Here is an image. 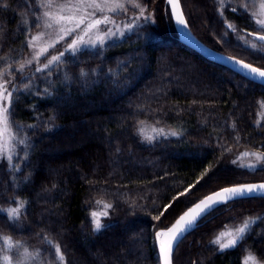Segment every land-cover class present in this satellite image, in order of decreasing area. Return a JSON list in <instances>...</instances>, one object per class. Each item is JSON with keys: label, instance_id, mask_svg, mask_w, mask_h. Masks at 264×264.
<instances>
[{"label": "trees", "instance_id": "obj_1", "mask_svg": "<svg viewBox=\"0 0 264 264\" xmlns=\"http://www.w3.org/2000/svg\"><path fill=\"white\" fill-rule=\"evenodd\" d=\"M39 2L0 0V73L29 53L28 41L41 26H33L43 11ZM181 3L201 41L264 69V42L247 35L264 32L239 0H224L222 9L217 0ZM147 4L155 24L102 50L69 55L51 74L32 68L16 76L10 120L27 146L15 144L18 170L0 163V209L26 203L15 224L0 211V264L4 255L21 264L23 248L34 256L23 264H59L48 241L59 245L64 264H161L157 231L210 193L264 181V168L242 167L255 158L243 153L264 154L258 103L264 85L183 44L166 0ZM141 127L146 135L155 136L153 128L178 135L149 143ZM105 203L112 205L102 219L106 228L94 232L90 213ZM245 218L255 223L244 240L215 250V236ZM4 237L23 247L9 250ZM249 251L264 264L262 198L221 205L179 245L174 264H242Z\"/></svg>", "mask_w": 264, "mask_h": 264}, {"label": "snow or ice", "instance_id": "obj_2", "mask_svg": "<svg viewBox=\"0 0 264 264\" xmlns=\"http://www.w3.org/2000/svg\"><path fill=\"white\" fill-rule=\"evenodd\" d=\"M249 2L250 0H246V2L241 5V8L246 9ZM217 3L220 9L225 6L224 0H217ZM166 4L171 6L168 9L170 18L175 20L177 26L187 30L189 27L187 21L183 18L182 12H178L179 0H166ZM39 7L41 9H52L55 7L56 11H42V14L36 17V24L33 26L42 25L46 29H54L57 34V42L65 41L66 37H71V39H67L65 43H61L58 52L53 53L45 59L42 67H37L35 69L36 72H45L47 70V74H51L53 70H59L62 64L67 63L68 61L65 59L66 56L70 55L71 57H77L80 54L92 52L93 50H102L107 41L124 38L127 33H132L135 28L141 26L137 23L140 19H143L146 23H154L152 16L144 14L147 11L146 6H141V4L136 3L135 0H60V2H57V0H40ZM133 9L138 10L139 14L123 20V27H121L117 23V14L127 17V13ZM260 9V15L264 17V2L260 4ZM230 10L232 12L237 11L235 7H230ZM106 11L108 14H106ZM219 14L222 19H224L223 12L220 11ZM252 15L256 16L257 13L254 12ZM255 24L264 32V18H257ZM226 27L233 32L236 31L234 25L231 23H227ZM247 35L252 36L254 33L249 32ZM255 38L264 42V35H256ZM40 39V35L33 37L32 40L28 41L29 46H32L35 40ZM241 39H243V37H241ZM245 43H247V41H245ZM51 46L55 48V43ZM251 47L256 49L257 45L253 43ZM47 51V47L41 48L35 54L34 59L39 61V57L47 53ZM96 54L99 55L100 53L97 51ZM228 59L239 66L241 71H246L248 76L264 80V70L261 68L254 67L252 64L245 63L242 60H233L231 57ZM26 63L31 64V61H27ZM23 70L24 64L22 63L19 71L22 73ZM4 75L5 73H0V77ZM7 75L10 76L11 73H7ZM81 75L84 76L87 74L82 72ZM6 85V81H0V163H4L10 170H18L13 168V158L14 155L18 157L19 153L15 152V144L12 142L14 141L16 144L24 145L25 147L27 144L26 138L17 139V136H13L9 131V116L11 115L9 106L13 103V91L9 90ZM14 90L18 91V89L15 88ZM258 103L260 107L264 109V101H259ZM261 119L264 120V113L261 114ZM259 123L260 121H257V126H259ZM152 131L156 134L155 136L146 135L145 129L141 127L139 129V134L149 143L160 136L167 138L168 136L178 135L175 131L165 132L163 128H153ZM5 136H7L8 139H4ZM249 155L254 156L256 161H264V155L248 152L243 153L245 157ZM233 163L235 164L237 161H233ZM242 167H246L249 172H254L257 165L250 163L248 165H242ZM217 197L219 199H217ZM256 198L264 199V183L225 187L217 191L214 195H209L190 207V210L180 216L172 227L156 233L158 240L161 236L168 237L167 241H161L159 246V257L162 260V264H172V254L178 248L179 244L183 242L187 234L193 231L203 219H206L214 211H218L221 205L244 199L251 200ZM25 203L26 202H18L17 207L0 209V211L6 212L8 219L15 224V222L20 220L21 210L24 209ZM95 203L100 205L102 202L97 200ZM111 207V204L105 203L103 204V210L91 211L90 223L93 225L94 232H100L106 228L102 219L108 217V209ZM156 218L158 219L159 216ZM254 223L255 220L245 218L243 222L236 227L226 228V230L220 231L211 241V244L216 246L215 250L221 253L225 250L234 249L238 243L244 240L245 236L251 230V224ZM3 241L9 250L23 247V245L20 244L14 245L10 237H4ZM48 245L51 248L49 254L54 260L58 261L59 264H64L65 257L59 245L53 246L51 241H48ZM23 255L26 259L32 257V253H29L27 248H23ZM36 255L39 256L40 254L37 253ZM3 260L5 264H12V257L9 255H4ZM242 264H260V261L249 251L243 258Z\"/></svg>", "mask_w": 264, "mask_h": 264}, {"label": "rangeland", "instance_id": "obj_3", "mask_svg": "<svg viewBox=\"0 0 264 264\" xmlns=\"http://www.w3.org/2000/svg\"><path fill=\"white\" fill-rule=\"evenodd\" d=\"M57 2H60V0H57ZM135 2L141 4V6H146L147 11H146L144 14H145V15H150V16H152V18H153V20H154V23H146V22L143 21V19H140L139 21H137V23H138L139 25H141V26L135 28L134 31H133L132 33L136 32L138 29H140L141 27H143V26H145V25H147V24H155V23H156V15H155V11L152 10V9L148 6V4H147V0H135ZM239 2H240V5H242V4H244V3L246 2V0H239ZM262 2H264V0H250V2L248 3V7L246 8V9L249 11V13L251 14V17H252L254 23H255V20H256L257 18H264V17H262V16L260 15V13H261L260 4H261ZM44 10L56 11L55 7H53L52 9H43V11H44ZM254 12L257 13L256 16H253V15H252ZM106 14H108L107 11H106ZM138 14H139V13H138V10H135V9L130 10V11L127 13V17L117 14V17H116V19H117V23H118L121 27H123V25H122V21H123V20H125V19H127V18H131L132 16H135V15H138ZM255 25H256V24H255ZM256 27L258 28L259 26L256 25ZM132 33H127L126 36L131 35ZM38 35L41 36V39H40V40H35L34 43H33V45H32V46H29V53L27 54L26 58H25V59L23 60V62H22V63L24 64V70H23V72H24L25 70H29V69H32V68H35V69H36L37 67H42V66H43V63H44V61H45V59H46L48 56L52 55L53 53L58 52V50H59L60 47H61V43H65L67 39H71V37H66V38H65V41L57 42V34H56L55 30H54V29H46V28H44V27L41 25L40 28H39L37 31H35V32L31 35L29 41L32 40L33 37H36V36H38ZM256 35H259V34H254V35H252V36H249V35H248V36H249L250 38L254 39V40H257V39L255 38ZM126 36H125V37H126ZM125 37H124V38H125ZM122 39H123V38H122ZM117 40H120V39L109 40V41H107V43H106L105 45H107V44L110 43V42L117 41ZM258 41H259V40H258ZM53 43H55V48H53V47L51 46ZM44 47H47L48 51H47V53L41 55V56L39 57V61H37L36 59H34V56H35V54H36L41 48H44ZM66 57H67V56H66ZM66 57H65V58H66ZM27 61H31V64L26 63ZM22 63H21V64H22ZM21 64H20V65H21ZM20 65H19L17 68H13V69H9V70H7V71H3V72H1V73H5V75H4L3 77H0V81H6V82H7V85H6L7 88H8L9 90L13 91V92H14V88H16V85H17V83L15 82V80H16L15 78H16L17 75H19V74L21 73V72L19 71ZM46 71H47V70H46ZM7 73H11V75L9 76V75H7ZM10 107H11V105L9 106V112H10ZM9 123H10L9 131L12 133L13 136H15L14 131H13V128H12V125H11L10 116H9ZM4 139H8V137L5 136ZM12 143H13V144H16L14 141H13ZM258 154H260V153H258ZM261 155H264V154H261ZM235 161H236V160H235ZM250 163H251V164H256V165H257L256 170H259V169L264 168V161H256L255 158H254V159H250V160L248 159V160H247V163H246L245 165H248V164H250ZM243 168H244V169H247L246 167H243ZM256 170H255V171H256ZM255 171H254V172H255ZM228 187H229V186H228ZM210 194H211V193H210ZM208 195H209V194H208ZM206 196H207V195H206ZM204 197H205V196H204ZM21 252H22L21 256L18 257V262H21V264H23V263H27L28 261L34 259V258H33V257H34L33 255H32L31 259H30V258H27V259H26V258L24 257V255H23V250H21Z\"/></svg>", "mask_w": 264, "mask_h": 264}, {"label": "water", "instance_id": "obj_4", "mask_svg": "<svg viewBox=\"0 0 264 264\" xmlns=\"http://www.w3.org/2000/svg\"><path fill=\"white\" fill-rule=\"evenodd\" d=\"M169 7H171V6H169ZM178 12H182L183 18L187 21V18H186V16H185V13H184V10H183V6H182V3H181V0H179V8H178ZM173 21H174L175 27H176V29H177V31H178V34H179V40H180L183 44H185V45L189 46L190 48L194 49L195 51H197L198 53H200L202 56H204L206 59H208V60H210V61H212V62H215V63H217V64H219V65L225 66V67H227L228 69H230V70L236 72L237 74H239V75L245 77V78L248 79V80H251V81H253V82H255V83H258V84L264 85V80H261V79H259V78H252V77L248 76V74H247L246 71H241L240 67L237 66L234 62L230 61L228 58L231 57V58H233V60H236V59L241 60V59H239V58H237V57H234V56H231V55H228V54H225V53L220 52V51H218V50H215L214 48L208 46V45L205 44L203 41H201V40H200V39H199V38L193 33L191 27L189 26L188 21H187V24H188L189 27H188L187 30L183 29L182 27L177 26V24H176V22H175L174 19H173ZM186 33H188V34H186ZM242 61L245 62V63H248V62H246V61H244V60H242ZM253 66H254V67H257V66H255V65H253ZM261 69H262V68H261ZM262 70H264V69H262ZM260 183H264V181H260V182H251V183H244V184H260ZM239 185H241V184H239ZM239 185H233V186H239ZM233 186H229V187H233ZM222 189H223V188H222ZM222 189H220V190H222ZM217 191H219V190H217ZM217 191H215V192H213V193H211V194H209V195H214ZM209 195H207V196H209ZM207 196L203 197V198L200 199L199 201L205 199ZM217 199H219V198L217 197ZM199 201H198V202H199ZM198 202H196V203H198ZM196 203H195V204H196ZM195 204H194V205H195ZM194 205H192V206H194ZM192 206H191V207H192ZM189 210H190V208H188V209H187L183 214H181L180 216L184 215V214L187 213ZM180 216H179V217H180ZM179 217L177 218V220L179 219ZM177 220H176V221H177ZM176 221H175L170 227H172V226L176 223ZM170 227H168V228H170ZM168 228H166V229H161V230H159V231H157V232L167 230ZM195 229H196V228H195ZM195 229H194V230H195ZM194 230H193V231H194ZM191 232H192V231H191ZM191 232H190V233H191ZM190 233H189V234H190ZM189 234H187V236H188ZM187 236H186V237H187ZM167 239H168L167 236H161L159 240H158L157 237H156V244H157V248H158V253H159L160 242H161V241H165V242H166ZM180 244H181V243H180ZM180 244H179V245H180ZM178 247H179V246H178ZM177 249H178V248H177ZM177 249H176V250L173 252V254H172V257H171V259H172V264H174V257H175V254H176ZM160 262H161V264H162V260H161V259H160Z\"/></svg>", "mask_w": 264, "mask_h": 264}]
</instances>
